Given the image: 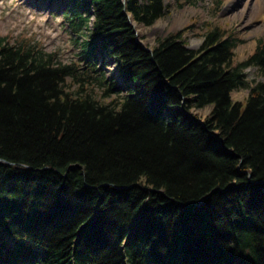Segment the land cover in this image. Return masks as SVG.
<instances>
[{"label": "trees", "instance_id": "obj_1", "mask_svg": "<svg viewBox=\"0 0 264 264\" xmlns=\"http://www.w3.org/2000/svg\"><path fill=\"white\" fill-rule=\"evenodd\" d=\"M61 1L81 68L0 37V264H264V38L242 62L213 25L149 49L126 14L166 0Z\"/></svg>", "mask_w": 264, "mask_h": 264}, {"label": "rangeland", "instance_id": "obj_2", "mask_svg": "<svg viewBox=\"0 0 264 264\" xmlns=\"http://www.w3.org/2000/svg\"><path fill=\"white\" fill-rule=\"evenodd\" d=\"M165 3L166 14L162 19L151 27L137 26L140 33L135 27L138 41L149 49L155 46L156 39L184 30L187 47L197 50L202 34L209 25H213L231 33L235 60L242 62L252 53L257 40L264 38V0H237L234 3L231 0H192L189 4L166 0ZM61 12L57 8L52 9L49 0H0V37H7L11 43L26 41L45 52H58L63 63L82 67L83 43L89 39L87 32L72 33L61 18ZM108 70L106 77L110 78L114 68ZM246 74L250 85L253 81H263L255 69L246 70ZM247 94V90L234 91L231 99L242 102ZM93 95L106 102L101 97V90L95 89ZM209 112L208 108L192 110L201 121L208 117ZM17 264H32V261Z\"/></svg>", "mask_w": 264, "mask_h": 264}, {"label": "water", "instance_id": "obj_3", "mask_svg": "<svg viewBox=\"0 0 264 264\" xmlns=\"http://www.w3.org/2000/svg\"><path fill=\"white\" fill-rule=\"evenodd\" d=\"M122 3L125 5V0H122ZM126 16L128 17V20H129V25L132 26L134 28V25L132 24V20L130 19V16L126 14ZM136 42L137 39H136ZM139 43V42H138ZM180 112L182 114V116L187 119V120H194V117L192 115V113H188V112H185L184 110L180 109ZM198 124L200 125H203V122L200 121V120H197L196 121ZM250 177V176H249ZM264 182H260L259 184H263ZM118 190H122L123 188H117Z\"/></svg>", "mask_w": 264, "mask_h": 264}, {"label": "bare ground", "instance_id": "obj_4", "mask_svg": "<svg viewBox=\"0 0 264 264\" xmlns=\"http://www.w3.org/2000/svg\"><path fill=\"white\" fill-rule=\"evenodd\" d=\"M233 3L235 2V1H237V0H231ZM135 27H136V29H137V25H135ZM137 32H139L140 33V31L137 29Z\"/></svg>", "mask_w": 264, "mask_h": 264}]
</instances>
